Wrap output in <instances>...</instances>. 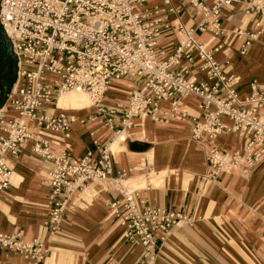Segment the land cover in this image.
<instances>
[{"label": "built area", "instance_id": "built-area-1", "mask_svg": "<svg viewBox=\"0 0 264 264\" xmlns=\"http://www.w3.org/2000/svg\"><path fill=\"white\" fill-rule=\"evenodd\" d=\"M146 1L0 0L1 22L19 59L17 82L7 105L0 110V192L11 184L12 166L7 153L17 155L23 145L34 140V152L55 162L48 181L53 205L48 222L53 232L60 228L72 193L100 182L104 188L118 192L110 205L125 226V238L132 244H142L145 257L154 258L158 241H165L180 222L191 223V216L180 210L146 205L144 200L138 203L137 190L122 183L130 171L121 169L115 173L111 143L99 145L101 154L97 160L89 153L74 162L65 151L52 152L49 141L38 137L39 131L67 133L75 119L63 110L55 115L45 110L58 108L60 94L77 89L90 94L98 115L110 125H118L115 138L131 127L132 119L144 115L185 121L196 140L215 138L224 130L247 138L243 151L227 152L216 146L208 150L207 161L212 168L208 177L216 180L222 173H246L264 162V93L253 83L252 94L240 98L233 87L239 77L224 75L214 51L194 39V29L186 31L181 27L187 40L172 54L159 51L158 39L169 27L166 17L160 14L173 9L150 13L144 8ZM189 1L204 15L199 27L208 25L216 35L226 32L221 22L225 6L241 3L247 14L257 12L258 26L264 17V0H218L212 6L203 0ZM165 4L169 5L170 0ZM237 33L246 36L243 31ZM256 36H247L243 53ZM193 47L196 54L189 50ZM197 57L202 60L198 69L206 74L205 80L200 81L190 69H174L183 60L193 63ZM125 77L135 80L137 88L131 91L127 103L107 105L104 98L113 81ZM189 95L200 97L203 117L190 115L182 108L183 99ZM163 103L168 104V109L160 117ZM1 247L36 261L44 259L47 252L37 239L24 241L20 234L2 231Z\"/></svg>", "mask_w": 264, "mask_h": 264}, {"label": "crops", "instance_id": "crops-1", "mask_svg": "<svg viewBox=\"0 0 264 264\" xmlns=\"http://www.w3.org/2000/svg\"><path fill=\"white\" fill-rule=\"evenodd\" d=\"M203 1L212 6L218 0ZM144 8L150 13L173 9L160 14L169 27L158 39L159 51L172 54L187 40L181 27L194 29V39L214 51L224 75L239 77L233 87L240 98L252 94L253 83L264 93V17L258 26L257 12L247 14L241 3L223 7L221 22L226 32L216 35L208 25L199 27L204 15L189 0H170L169 5L165 0H147ZM238 31L246 36L240 37ZM250 33L257 36L243 53ZM189 50L197 53L194 47ZM201 62L199 57L193 63L183 60L174 69H190L200 81L205 80L206 74L198 69ZM135 88V80L116 79L105 103H124ZM221 94H226L225 89ZM182 105L190 115L203 117L200 97L189 95ZM58 106L45 112L55 115L63 110L76 121L67 133L39 131L38 137L49 141L52 152L65 151L74 162L89 153L97 160L99 145L111 143L115 173L130 171L122 183L137 190L138 203L144 200L146 205L183 211L192 222L174 226L165 241H158L154 258L145 257L144 246L125 238V226L113 213L110 202L118 192L95 181L72 193L60 228L53 232L48 222L53 208L48 181L55 162L34 152L35 141L30 140L17 155L7 153L12 175L10 186L0 192V231L20 234L24 241L37 239L47 252L36 261L1 247L0 264H264V162L246 173H222L216 180L208 177L212 171L208 150L216 146L227 152L243 151L247 138L224 130L215 138L196 140L189 123L148 116L132 119L121 142L115 138L118 125H110L90 103L66 108L60 99ZM167 106L161 105L160 117ZM224 121L230 123L227 117Z\"/></svg>", "mask_w": 264, "mask_h": 264}, {"label": "water", "instance_id": "water-1", "mask_svg": "<svg viewBox=\"0 0 264 264\" xmlns=\"http://www.w3.org/2000/svg\"><path fill=\"white\" fill-rule=\"evenodd\" d=\"M18 62L19 59L15 53L12 40L5 31L0 18V71L1 66L3 67V71L0 72V110L7 104L9 95L17 82Z\"/></svg>", "mask_w": 264, "mask_h": 264}, {"label": "bare ground", "instance_id": "bare-ground-1", "mask_svg": "<svg viewBox=\"0 0 264 264\" xmlns=\"http://www.w3.org/2000/svg\"><path fill=\"white\" fill-rule=\"evenodd\" d=\"M2 62H1V65H2ZM18 66H19V62H18ZM2 71H3V67L1 66V71L0 72H2ZM1 75H3V74L1 73ZM18 75H19V71H18ZM70 92H74V93H71V94H68L67 95V93H70ZM73 95L83 96V97H85L89 101L90 105L95 106L94 105V100L90 96L89 93H87L84 90H77V89L69 90V91H65V92L61 93L60 96H59V100L61 99V105H63L64 107H67V102L68 101L66 102L67 99H65V98L66 97H73ZM79 96H76L75 99H72V104H70V106L71 105L82 106V105H84L86 103V101H83V99L82 98H79ZM105 99L106 98H104V101H105ZM59 100H58V104H59ZM127 102H128V99L124 103H127ZM72 117H74V116H72ZM142 117H148V116L147 115H144ZM142 117H140V118H142ZM74 119L76 121V117H74ZM133 121H134V119H133ZM126 134H127L126 132H121V133H119V135H118V137L116 139L119 140V141H121V142H123L126 139ZM219 134H221V132L218 133V135Z\"/></svg>", "mask_w": 264, "mask_h": 264}, {"label": "rangeland", "instance_id": "rangeland-1", "mask_svg": "<svg viewBox=\"0 0 264 264\" xmlns=\"http://www.w3.org/2000/svg\"><path fill=\"white\" fill-rule=\"evenodd\" d=\"M58 56V55H57ZM71 93H74V92H70V93H67V95L68 94H71ZM76 96H79V95H73V97H66L65 99H67L66 100V102H67V107H73V108H80V107H86L87 105H89V101L85 98V97H83V96H79V98H82L83 99V101H86V103L84 104V105H82V106H75V105H71L70 106V104H72V99H75V97ZM88 97V96H87ZM89 98V97H88ZM7 105V104H6ZM66 107V108H67ZM49 112V114H52L53 112L52 111H48Z\"/></svg>", "mask_w": 264, "mask_h": 264}]
</instances>
